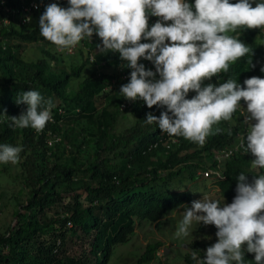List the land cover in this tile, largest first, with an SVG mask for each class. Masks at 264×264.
I'll use <instances>...</instances> for the list:
<instances>
[{
  "label": "clouds",
  "instance_id": "obj_1",
  "mask_svg": "<svg viewBox=\"0 0 264 264\" xmlns=\"http://www.w3.org/2000/svg\"><path fill=\"white\" fill-rule=\"evenodd\" d=\"M20 7L21 23L30 21V9L36 11L40 35L57 51L79 55L87 72L107 73L93 98L97 109L105 106V94L117 91L123 121H136L137 109L159 132L147 148L177 145L178 156L192 153L185 171L194 170L195 177L181 189L190 201L140 223L160 237L155 257L145 264H160L171 253L176 244L161 238L159 226L166 228L165 218L188 205L180 218H168L185 250L182 264H264V67L257 76L248 73L249 62L256 60V66L264 57V0H30ZM9 10L1 16L3 25L11 22ZM98 55L114 63L96 62ZM16 102L27 108L10 117V126L40 134L53 122V102L38 91H25ZM222 121L237 123V131L232 142L212 148L209 141L223 131ZM85 126L83 118L73 123L76 130ZM46 135L49 145L61 140L50 130ZM22 151L0 144V163H19ZM232 168L240 169L237 187L224 192L218 184L228 182ZM208 184L212 188L194 194L214 192L210 199L192 194L190 188ZM193 230H208L212 240L186 244Z\"/></svg>",
  "mask_w": 264,
  "mask_h": 264
},
{
  "label": "trees",
  "instance_id": "obj_2",
  "mask_svg": "<svg viewBox=\"0 0 264 264\" xmlns=\"http://www.w3.org/2000/svg\"><path fill=\"white\" fill-rule=\"evenodd\" d=\"M23 1L30 0L0 3V19L5 8L14 11L13 15L6 12L9 24L0 20V144L23 148L19 163L14 167L2 163L0 168V181L21 184L12 193L15 223L0 228V264H111V260L114 264V247L131 240L145 218L154 219L158 213L190 201L188 190L181 189L195 177L194 170L185 171L192 153L178 156L177 145L168 151L161 146L147 148L159 139V132L137 109V120L125 126L117 91L105 94V106L97 109L93 98L100 95L107 73L97 76L96 68L87 72L86 62L78 64L79 55L57 51L40 35L33 9L30 21L21 23ZM27 50L31 55L26 57ZM103 59L107 67L114 63L103 55L95 61ZM255 63L249 62V78L259 75L257 68L264 67V57ZM82 74L83 79L74 85L72 79ZM235 79L240 85L244 82ZM28 90L38 91L54 105L53 122L40 134H34L31 127L10 126V117L26 110L27 105L16 101ZM82 118L86 126L76 130L73 123ZM222 122L223 131L209 141L212 148L232 142L237 131V123ZM47 130L61 140L52 139L49 145ZM11 168L14 171L9 174ZM239 171L227 170V176L231 175L228 182L218 184L220 189L233 192ZM64 195L66 203L62 202ZM2 197L8 199L7 191L0 193ZM86 240L80 253L73 250L78 241ZM158 245L141 246L139 257L128 264L147 263L155 257Z\"/></svg>",
  "mask_w": 264,
  "mask_h": 264
},
{
  "label": "rangeland",
  "instance_id": "obj_3",
  "mask_svg": "<svg viewBox=\"0 0 264 264\" xmlns=\"http://www.w3.org/2000/svg\"><path fill=\"white\" fill-rule=\"evenodd\" d=\"M29 46V45H28ZM24 53L26 54V57L31 55V53L27 50V51H24ZM89 68V67H87ZM86 70V69H85ZM83 79V74L81 75V77L79 79L77 78H73L72 79V83L74 85H78V82L79 80H82ZM102 101V98L101 99H97V103H100ZM241 106H243V104H241ZM132 121H129V123H131ZM122 123H124V125H128V121H123ZM83 124L82 123H78L77 124V127L80 128L82 127ZM90 131H93V130H90L89 129V132ZM87 138L88 135L86 136ZM10 166H13L14 164H11V163H8ZM2 163H0V168H2ZM14 167V166H13ZM14 169L11 168L10 171H9V174L13 173ZM20 185L19 183H16V184H10L4 180H1L0 181V193L2 191H7V196H8V199L6 197H2L0 198V228L2 225H4V223H7V222H13L15 223V220L13 219L12 215H11V212H12V207H13V196L14 192H18L19 188H20ZM189 187V186H188ZM190 188V187H189ZM212 188V185L208 184L207 186H200V187H192L190 188L192 191V194L195 196L197 195L198 197L196 198H201L200 200H202L204 197H207L208 199H210L212 196H213V193L214 192H210V193H196L194 194V191H202V190H205V189H210ZM65 198L63 199L62 202L66 203L68 202V198H67V195H64ZM188 208L191 207V205H188L186 206ZM180 208L178 210H176L175 212L177 214L174 215V213H172L170 216L168 215L166 218H165V226L166 228L164 227H160L159 226V232L162 233L159 234L161 236L162 239L164 240H168L170 239L172 242H174V245L173 247H170V250H171V253L170 254H167L166 257L164 258V261L161 262L160 264H175L174 262H177L178 264H182V259L181 257L184 256L185 254V250L182 249V244L179 240V238H175V232L177 230L176 229H173L172 227V220H169L168 218H180V216H183L184 215V210L185 208ZM180 215V216H179ZM175 223V222H174ZM151 227H154V229H158L154 224H151L150 225ZM148 228H142L140 226V224L136 227V230L138 231L137 234H132L131 235V240H129L127 243H124V244H119L118 246H115L114 249H113V257L112 258H116V260L114 261L113 260V263L114 264H128L129 260L131 259H137L140 255V247L141 246H145V243L146 245H154L156 242H158L159 240V236L157 235L156 232H149L147 231ZM147 231V232H146ZM144 232H146L144 234ZM194 234V235H193ZM133 235L137 236V238H133ZM139 235V236H138ZM143 239L145 238V243L143 242L142 238ZM211 237H213V233H210L208 230L207 231H203V232H197V231H192V234L187 237V238H184L185 240V243L187 242H191L193 241V239H198V240H202V241H208V240H212ZM87 241V240H86ZM85 242V241H84ZM81 243V241H78L79 245L76 246L74 245V251L80 253V251H82L81 249L82 248H85L86 245L88 244V241L87 243ZM186 243V244H187ZM85 247H84V245ZM185 245V244H184ZM159 261V260H158ZM112 264V260L110 262ZM149 264H159V262L157 263L156 261L155 262H152V263H149ZM196 264V261L195 263Z\"/></svg>",
  "mask_w": 264,
  "mask_h": 264
},
{
  "label": "built area",
  "instance_id": "obj_4",
  "mask_svg": "<svg viewBox=\"0 0 264 264\" xmlns=\"http://www.w3.org/2000/svg\"><path fill=\"white\" fill-rule=\"evenodd\" d=\"M33 6H34V8H36L37 7V4H34Z\"/></svg>",
  "mask_w": 264,
  "mask_h": 264
}]
</instances>
